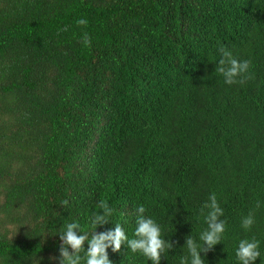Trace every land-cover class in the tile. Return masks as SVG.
<instances>
[{"label": "trees", "instance_id": "16d2710c", "mask_svg": "<svg viewBox=\"0 0 264 264\" xmlns=\"http://www.w3.org/2000/svg\"><path fill=\"white\" fill-rule=\"evenodd\" d=\"M221 48L250 61L243 84L215 71ZM212 193L226 230L206 264H238L241 239L264 264V0H0L5 264H59V229L101 205L115 211L94 234L133 238L143 206L173 245L160 264H180Z\"/></svg>", "mask_w": 264, "mask_h": 264}, {"label": "clouds", "instance_id": "9594fccd", "mask_svg": "<svg viewBox=\"0 0 264 264\" xmlns=\"http://www.w3.org/2000/svg\"><path fill=\"white\" fill-rule=\"evenodd\" d=\"M78 25H87L88 21L81 18L76 21ZM84 45L90 44V40L85 33L82 39ZM221 58L219 59L215 71L223 77L226 85L243 84L246 79L245 74L250 67V61L237 60L231 51L221 48ZM259 206V205H258ZM114 209L101 205V210L93 213L90 218L87 230L76 222L66 223L59 229L60 245L58 247L59 264H111L107 250L117 253L122 244L133 253H139L150 264H160L161 257L166 251L173 247L172 243L162 238L160 225L152 218L144 215L145 208L139 206L136 209L137 218L133 238H129L124 229L115 224L113 230L94 234L96 229L108 223ZM201 214L204 216L206 228L200 232L198 241L191 236L185 238L183 248L187 249V255L181 258L180 264H206L202 254L214 249L221 244L226 230V222L220 217L224 215V210L220 207L214 193L210 194L207 202L201 207ZM254 217L249 214L244 217L241 226L248 230L254 224ZM87 243V250L84 244ZM83 252V256L80 254ZM235 259L238 264H255L261 257L260 241L255 239H241L235 248ZM37 264L40 260L36 259ZM0 264H5L0 258Z\"/></svg>", "mask_w": 264, "mask_h": 264}]
</instances>
